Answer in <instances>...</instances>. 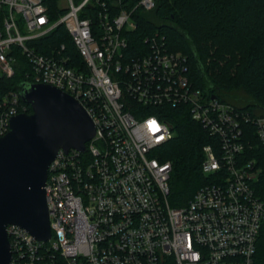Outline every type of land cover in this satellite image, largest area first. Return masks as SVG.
Listing matches in <instances>:
<instances>
[{"label":"built area","instance_id":"2783aa9c","mask_svg":"<svg viewBox=\"0 0 264 264\" xmlns=\"http://www.w3.org/2000/svg\"><path fill=\"white\" fill-rule=\"evenodd\" d=\"M53 21L45 0H0V80L13 78L19 55L26 79L70 95L96 134L84 152L60 150L49 168L46 198L52 237L41 242L8 227L11 264H256L264 227V116L206 95L191 77L189 57L164 36L131 54L138 0H61ZM60 1V2H61ZM98 8L93 25L82 13ZM65 25L66 44L42 54L32 44ZM20 92H0V139L28 114ZM188 113L215 142L203 147L205 184L184 207L170 202L173 163L162 148L174 138L169 114ZM32 114V113H31Z\"/></svg>","mask_w":264,"mask_h":264},{"label":"trees","instance_id":"16d2710c","mask_svg":"<svg viewBox=\"0 0 264 264\" xmlns=\"http://www.w3.org/2000/svg\"><path fill=\"white\" fill-rule=\"evenodd\" d=\"M61 0H45L53 21L65 15ZM111 1V0H101ZM138 0H122L129 11ZM98 8L89 6L82 18L98 23ZM138 28L132 34L131 54L147 46L148 37L159 34L171 52L189 57L191 77L198 89L221 101L235 105L255 116H264V0H156L154 10L141 8L133 14ZM40 53L51 54L66 44L80 64L73 41L65 25L50 36L32 43ZM13 78L0 80V92L21 93L29 71L26 59L19 55ZM29 113H32V107ZM174 138L162 148L163 162L173 163L170 202L186 206L205 184L202 173L203 147L215 142L188 113L169 114ZM256 264H264V227L258 241Z\"/></svg>","mask_w":264,"mask_h":264},{"label":"water","instance_id":"95a60500","mask_svg":"<svg viewBox=\"0 0 264 264\" xmlns=\"http://www.w3.org/2000/svg\"><path fill=\"white\" fill-rule=\"evenodd\" d=\"M21 97L32 114L11 121L0 139V264H11L9 226L41 242L52 237L46 183L60 150H86L96 128L85 108L48 85L24 84Z\"/></svg>","mask_w":264,"mask_h":264},{"label":"rangeland","instance_id":"374dc122","mask_svg":"<svg viewBox=\"0 0 264 264\" xmlns=\"http://www.w3.org/2000/svg\"><path fill=\"white\" fill-rule=\"evenodd\" d=\"M68 6H69L68 2H65V1L60 2V7L67 8Z\"/></svg>","mask_w":264,"mask_h":264}]
</instances>
